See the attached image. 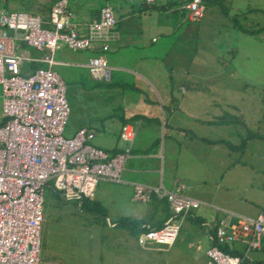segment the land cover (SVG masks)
Returning a JSON list of instances; mask_svg holds the SVG:
<instances>
[{
	"label": "rangeland",
	"instance_id": "obj_1",
	"mask_svg": "<svg viewBox=\"0 0 264 264\" xmlns=\"http://www.w3.org/2000/svg\"><path fill=\"white\" fill-rule=\"evenodd\" d=\"M75 2L70 5L72 9L84 2L93 8L105 3L104 0ZM204 3L206 9L197 23L198 32L190 65L191 69L195 68L194 73L198 78L185 92L180 90L176 80L177 71L172 74V78H175L172 89L163 85L165 90H162L158 84H152L150 78L141 75L144 67L137 65L130 68L134 75L118 69L113 70L111 82L93 79L85 66L91 57H105L109 66L111 58L119 65L125 64L119 56L122 51L117 52L114 45L107 52L90 49L73 51L62 45L56 49L53 54L55 59L61 54L68 61V64L53 67L64 81L69 107L63 135L72 137L77 127L85 126L95 133L90 140L93 146L103 140L105 149L128 147L129 143L119 137L122 119L132 122L134 120L130 118L133 114L144 111L161 118L160 98L164 92L168 95L171 93L174 97L171 104L176 109L177 104H181L180 108L188 111L189 116L201 119L234 118V122L217 127L209 136L224 137L227 143H222V147L233 144L237 148L228 149L224 158L221 151H216V159L223 160L226 166H217L199 177L207 179L205 175H210L211 181L221 183L217 187L215 202L243 212L264 211V29L254 33L238 29L253 30L264 26V0H204ZM73 20L77 21L75 16ZM79 31L86 33L82 27H79ZM136 53L132 52V55ZM145 62L141 61L139 65ZM168 73L165 70L166 80H169ZM120 79L126 84H121ZM162 103L167 105L166 101ZM134 123L139 129L135 143L140 141L142 145L147 143L149 146V141L156 139L157 143L151 145L148 151L153 148V153H157L155 162L159 163V173L164 169L166 178H172L176 165L181 171V167L187 163L182 154H189L188 151H179L176 141L164 137L161 128L155 133L145 120L141 126ZM144 126L149 129H143ZM194 127L195 134L204 135L201 125L194 124ZM250 135L251 138H247ZM243 139L246 141L241 149L239 144ZM203 146L202 143L196 146L200 153ZM218 161L215 164L224 165ZM230 163L234 165L232 170L228 167ZM82 200L81 206H78L77 200L63 199L52 188V180L44 187L39 264L208 263L205 252L210 244L204 228L196 221V210L191 209L187 215L179 218L180 230L173 245L156 242L142 245L138 242L139 233H133L129 225L119 222L130 216L119 217L114 207L104 206L92 197ZM153 200L140 202L127 198L115 204L132 212L133 220L164 222L171 214L170 209L168 213L163 202L151 203ZM110 205L114 206L113 202ZM206 219L212 222L210 217ZM111 222L118 226L111 227ZM246 255L248 264H252L254 259L264 260V250L252 249Z\"/></svg>",
	"mask_w": 264,
	"mask_h": 264
},
{
	"label": "built area",
	"instance_id": "obj_2",
	"mask_svg": "<svg viewBox=\"0 0 264 264\" xmlns=\"http://www.w3.org/2000/svg\"><path fill=\"white\" fill-rule=\"evenodd\" d=\"M68 1L54 0L46 20L39 14L0 8V97L6 118L0 125V264H39L43 190L47 183L52 180V188L63 199L77 200L79 206L82 199L93 196L100 180H120L136 135L135 124H122L119 137L129 146L114 154L91 145L95 133L86 127L72 137H64L69 107L62 78L43 67L30 74L21 73L22 57L15 51L17 32L23 42L43 52L41 61L48 65L61 45L73 51L109 49L116 24L113 8L102 6L98 16L87 24L86 33H80ZM184 1L190 21L198 22L205 13L204 0ZM85 66L93 79L110 80L112 68L104 57H91ZM182 188L179 185L168 191L162 185H135L137 200L151 194L165 197L171 212L159 226L143 225L140 244H173L179 218L199 204L182 194ZM204 224L212 229L206 251L208 264H242L249 250L264 249V213ZM235 242L245 245L241 255L222 250L221 246Z\"/></svg>",
	"mask_w": 264,
	"mask_h": 264
},
{
	"label": "crops",
	"instance_id": "obj_3",
	"mask_svg": "<svg viewBox=\"0 0 264 264\" xmlns=\"http://www.w3.org/2000/svg\"><path fill=\"white\" fill-rule=\"evenodd\" d=\"M28 2L29 0H24L23 2L11 0L8 3V1L5 0L4 3L1 2L0 8L9 11L21 8L25 9L26 6H31V10L37 11L35 14L43 16L42 11L47 4V0H38L36 4L33 2L31 5L27 4ZM104 2V5H109L113 8L116 17V24L112 29L114 38L109 42V49L114 45L113 47L116 48L117 52L122 51V55L119 54V56L125 63L119 65L111 58L109 60L111 62L110 67L112 68L111 75L113 74V70L117 71L118 69H123L122 71L134 75V72L131 73L132 70L130 68L137 65L144 67V73H141V75L150 78L152 84H158L162 90H165L163 85H167L166 88L169 87L168 89H172V84L175 80V78H172V74H176V71L178 72L176 80L182 92H185L188 86L195 83V79L198 77L195 76V68L191 69L190 65L194 55V41L198 32L197 23L199 22L190 21L189 12L185 7L184 0H152L150 3H145L141 0H104ZM75 3V0L68 1L69 8L72 11V20L73 16H75L78 22L74 20L73 22L77 24L78 30L79 27H82L85 32L87 24L98 16L100 8L104 5L93 8L91 5L84 2L81 4L79 3L78 6L72 9L70 5ZM50 8L47 12L48 17ZM7 32L10 35L13 34L11 31ZM21 35L20 32L16 33L15 51L22 57L20 68L22 74L33 73L36 69V63H41L43 68H50L54 72H56L53 69L54 65L68 64V61L62 58L61 54H58L56 59L52 55L53 63L51 65L42 62L41 57L43 56V52L23 42V40H21ZM109 49L107 51H109ZM90 50L102 52L99 51L98 48ZM132 52L137 53L132 55ZM104 59L106 60L105 57ZM144 60L147 62L143 63V65H139L140 62ZM173 69H175V71H173ZM165 70L169 71L167 74L169 80H166ZM120 83L126 84V82L122 80ZM173 98L171 93L168 95L166 92H164L163 97L160 98L161 118L152 116L144 111V113L133 114L130 118L134 120L132 122L122 119L121 125L124 123L135 124L134 122H137V125L141 126L142 122L145 120L148 122V127L155 133L161 128L164 137L166 136L170 138V140L176 141L179 151L182 149L188 151L189 154H182L184 160L187 162L181 167L182 170L178 171L176 165L175 173L172 178H166L164 169L159 173V163L157 164L155 162V159L158 158L156 155L157 153H153V148L148 151L151 145L157 143L156 139L150 140L149 144L151 145L149 146H147V143H143L144 145H142L140 141L135 143V138L139 130L137 129L120 180L118 182L100 180L97 183L92 199H95V201H98L104 206L114 207L119 217L127 215L131 218L134 217L132 212L122 209L115 204L118 200L125 201L128 198L129 201L133 199L134 201L146 202L147 200L154 199L151 203H161L163 202L162 200L165 199V197L160 198L151 194L146 199L137 200L134 195L136 184L149 188L162 185V187L168 191H174L179 185H182L183 188L180 192L199 202L198 206L193 209L197 211L196 221L204 228L208 240V234L212 232V229L204 224L209 223L206 221V217H210V221L217 219L233 221L236 216L256 217L258 214L264 213V211L243 212L238 208L215 202L217 187H220L221 183L211 181L210 175H205L207 179H202L199 175L204 172H211V170L215 169L217 166H221L222 168L226 166L223 160L218 161L214 154L218 150L222 152L223 158L225 154H228L227 151L228 149L230 150V148L221 146L222 143H224V145L227 143V139L209 135L212 134V130L223 125L227 126L228 123H213L212 121L216 120V117V119L214 117L213 119H201L195 116H189L188 111L185 110L186 112H184V110L180 108L181 104H177L178 109L171 104ZM162 101H166L167 105L165 106ZM4 118L5 116L2 111L0 114V121ZM194 124L201 125L204 135L201 136L200 134L197 135L194 133ZM82 127L85 126L77 127L75 130L77 131ZM148 127L144 126L143 129H149ZM98 142L99 145H96V147L109 152L112 150L120 152L127 148L112 147L111 149H105V142L103 140ZM200 143L204 145L202 153H200L196 147ZM164 149L165 143L163 144V150ZM217 161L224 165L215 164ZM235 164H239V162ZM228 167L229 170H232L234 168L233 163H230ZM224 174H226V172H224ZM180 175L181 177H179ZM129 196L131 199H129ZM112 202L114 206L110 205ZM200 205H202V207ZM213 210L216 211V214H214L215 211L213 213ZM162 223L163 222L149 223L145 221V224L152 226H157ZM110 225L111 227L118 226V224L112 222ZM237 243L235 242L230 246L232 249L242 253L245 245L243 242ZM209 244L211 245L210 240ZM252 261V264H264V260L262 261L261 259H254ZM248 263L249 262L245 261V263L242 264Z\"/></svg>",
	"mask_w": 264,
	"mask_h": 264
},
{
	"label": "trees",
	"instance_id": "obj_4",
	"mask_svg": "<svg viewBox=\"0 0 264 264\" xmlns=\"http://www.w3.org/2000/svg\"><path fill=\"white\" fill-rule=\"evenodd\" d=\"M8 1V3L11 1V0H7ZM19 1H21V2H23L24 0H19ZM53 1L54 0H47V4L44 6V10L42 11L43 13V16L41 15V17L44 19V20H46L47 18H48V15H47V12H48V10H49V8H50V5L53 3ZM34 2V4H36V2H38V0H29V2L27 3V4H29V5H31L32 3ZM23 4V3H22ZM26 4V5H27ZM31 7V6H30ZM29 6H26V8L24 9V8H21V9H16V10H24V11H27V12H30V13H36L37 11L36 10H31V8H30ZM15 10V9H14ZM46 13V14H45ZM45 14V15H44ZM233 20H234V18H232ZM236 26V28H237V24L235 23V20H234V27ZM238 29L240 30V31H243V32H245V33H254V32H256L257 30H259V29H264V26H262V27H260V28H257V29H251V30H249V29H247V28H242V27H238ZM40 67H42V65H41V63H36V69H38V68H40ZM35 69V70H36ZM234 118H228V117H226V116H222L221 118H218V119H216V120H214V121H212L213 123H232V122H234V121H232ZM5 120H6V118H4V119H2L1 121H0V125L1 124H3L4 122H5ZM124 123V122H123ZM247 138H251V135L250 136H247ZM245 141H246V139H243L242 140V142L239 144V147L242 149V146H244V144H245ZM230 149H236L237 147H235V145H233V144H231L230 145V147H229ZM116 152H118V151H116V150H112V151H110L109 153H112V154H114V153H116ZM84 199H89V198H84ZM83 199V200H84ZM82 200V201H83ZM163 202H165L164 203V206H165V208L166 209H168V203H167V200L166 199H164V200H162ZM79 206H81V204L79 205ZM168 213H169V209H168V211H167ZM121 220V219H120ZM119 222H121L122 224H125V225H129L130 226V228L132 229V231H133V233H139L144 227H143V225L145 224V220H143V219H139V220H133L132 218H129V217H124V218H122V220L121 221H119ZM159 225H161V224H158L157 226H159ZM152 226V225H151ZM221 248H222V250L224 251V252H227V253H230V254H237V255H241L242 253H240L239 251H237V250H235V249H232L231 248V246L230 245H228V244H225V245H223V246H221ZM264 250V249H263ZM242 263H245V260L242 262Z\"/></svg>",
	"mask_w": 264,
	"mask_h": 264
}]
</instances>
